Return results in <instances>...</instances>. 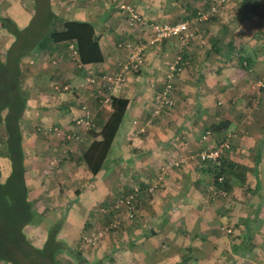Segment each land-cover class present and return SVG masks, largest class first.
I'll use <instances>...</instances> for the list:
<instances>
[{
	"label": "crops",
	"instance_id": "obj_1",
	"mask_svg": "<svg viewBox=\"0 0 264 264\" xmlns=\"http://www.w3.org/2000/svg\"><path fill=\"white\" fill-rule=\"evenodd\" d=\"M123 2L140 12L145 23L130 26L127 11L120 7ZM216 2L50 0L59 17L85 21L93 28L92 34L82 36L86 63L82 68L76 65L69 54L68 41L50 55L41 52V47L21 57L26 107L20 127L23 136L26 131H34L22 137L24 176L38 216L46 208L54 211L61 206L67 210L58 236L68 245L73 244L78 240L76 233L98 220L93 214L97 204L115 197L120 185L137 188L135 219H125L118 230L107 231L97 247L80 239L83 244L78 247L91 262L264 264V81L260 82L264 74V0H226L218 5L215 15L204 18L201 13ZM34 12V0H0V16L12 18L19 27L25 26ZM180 20H187L193 30L188 40L183 41L178 35L153 37L150 22ZM13 39L0 23V56L3 57ZM126 41L142 43L145 60L139 70L127 74L122 86L112 91L111 97L124 98L127 103L101 168L93 174L80 150V155H69L63 160L64 155L59 156L57 161L51 155H43L42 140H46V146L65 145L67 155L71 149L66 134L69 130L78 135L77 130H82L77 145L83 150L100 138L98 131L114 107L104 103L101 94L87 86L88 70L99 74L116 67L127 54L123 45ZM177 57L180 68L173 78L175 103L151 118L152 99L164 82L168 65ZM58 82L68 88L56 90ZM83 104L93 117L88 129L75 121L83 111ZM219 123L223 126L221 134L214 129L208 140L201 139L206 129L213 130ZM40 125L68 131L63 134L64 140L52 131L48 139L36 133ZM141 126L143 131L139 130ZM226 132L230 133L226 156L238 163L240 169L243 167L247 175L245 180L242 177L243 184L250 188L242 193L251 206L243 209L251 210L248 214L253 211V216L233 218L235 223L224 226L226 233L217 234L219 223L226 224L228 214L234 211L230 209L232 205L221 206L219 199L209 197L206 188L212 179L210 170L195 155L206 143L213 144ZM113 144L115 150L111 149ZM179 155L184 158L182 164L170 168L163 181L150 190L160 165ZM0 162L6 175L10 161L4 156ZM83 180L81 190L79 181ZM237 183H232L230 189ZM71 204L82 211L80 218H76ZM222 210L225 213L220 215ZM38 216L32 225L37 223ZM53 216L56 218L49 225L60 218ZM240 222L246 223L247 232ZM31 223L24 229L35 243L36 231L32 236L26 231ZM252 225L258 227L256 231L249 229ZM46 233L47 229L41 243L35 244L41 245ZM0 264L11 263L0 260Z\"/></svg>",
	"mask_w": 264,
	"mask_h": 264
},
{
	"label": "trees",
	"instance_id": "obj_2",
	"mask_svg": "<svg viewBox=\"0 0 264 264\" xmlns=\"http://www.w3.org/2000/svg\"><path fill=\"white\" fill-rule=\"evenodd\" d=\"M34 9L33 18L21 28L10 17L0 16L1 26L14 35L3 57L0 56V144L2 146L0 155L6 156L10 161L6 175L2 173L3 165L0 162V260L11 264H63L60 255L65 252L75 264H96L89 261L79 247H71L58 236L62 217L47 227L46 238L41 245L32 242L24 229L26 224L35 221L38 211L34 201L29 197L24 176L25 152L20 118L26 107V95L21 86V57L31 50H40L41 47L43 49L41 52L50 55L62 42L75 40L80 59L86 63L82 51L84 41L82 36L93 33V28L88 22L59 17L52 10L50 0H34ZM126 103L127 100L124 98L111 97V105L114 109L98 131L100 138H95L84 150L82 147L79 148L83 160L93 174L102 166L123 117ZM116 105L119 108H116ZM221 128L223 126L219 123L213 130L219 133L222 132ZM223 135L219 136L223 137ZM201 162L206 163L209 168L215 188L229 190L232 183L244 182L238 175V163L227 158L226 155L222 157L221 165L214 163L211 165L209 161ZM220 174H223L222 179L218 178ZM209 183L206 191L211 199L216 198L215 193L208 191ZM137 195L138 192L134 199L136 206ZM108 203L110 202H102L96 206L103 221L101 226L109 220L111 214L99 208ZM136 215L131 220L135 219ZM122 223L123 221L115 230H118Z\"/></svg>",
	"mask_w": 264,
	"mask_h": 264
},
{
	"label": "built area",
	"instance_id": "obj_3",
	"mask_svg": "<svg viewBox=\"0 0 264 264\" xmlns=\"http://www.w3.org/2000/svg\"><path fill=\"white\" fill-rule=\"evenodd\" d=\"M226 0H217L216 4L210 5V7L203 11L201 14L206 17H210L217 12V7L219 4L224 3ZM120 7L127 11V21L130 26H135L137 24H144L145 19L140 12H138L133 6L128 3H121ZM150 26L153 30V37L156 39H161L167 36L178 35L183 41L188 40L193 35V30L189 28V23L187 20H180L176 22L169 21H152ZM127 49V54L124 58L116 63L110 71L102 72L96 74L90 69V73L87 76L86 83L90 88L99 92L101 94V100L106 103H111L112 91L120 86L126 81L127 74L131 71L139 70L145 60V54L143 50V44L138 41H126L123 44ZM68 49L72 59L75 61L78 67H83L84 63L81 61L79 56V51L77 48V42L75 40L68 41ZM180 57L177 60L170 63L166 69L165 79L161 88L157 91L152 99V109L151 118L157 117L161 114L163 109L171 107L175 103V98L173 94L174 85L173 78L177 70L180 68ZM264 74L260 78V82L263 83ZM65 89L68 88L66 84H61ZM58 87V84H56ZM83 111L80 115L75 118L76 124L83 125L88 129L93 121L92 114L87 108L86 104L82 105ZM140 131L144 130V127L139 128ZM213 135V131L206 129L202 135L201 139H206ZM77 138L78 133L72 131L71 134H67V138ZM230 148V136L229 134L223 135V137H218L213 144H205L202 149L196 153V159L201 161H209L211 165H221L222 157L226 155V151ZM184 158L179 155L176 158L173 157L166 160L160 165L159 173L157 174L156 181L151 185L150 190L154 189L163 181V177L168 173L169 169L172 167H177L182 164ZM219 179L223 178V174H220ZM208 191L215 193L217 196H225L227 194L226 189L215 188L213 181L208 185ZM137 193V188L134 187L129 193L120 195L114 201L103 205L99 210L110 213L111 216L109 220L102 226L101 229L92 231L90 233L84 234L82 236L83 242L88 244H95L106 231L115 230L118 225L124 219H132L137 213V206L134 203L135 195Z\"/></svg>",
	"mask_w": 264,
	"mask_h": 264
},
{
	"label": "rangeland",
	"instance_id": "obj_4",
	"mask_svg": "<svg viewBox=\"0 0 264 264\" xmlns=\"http://www.w3.org/2000/svg\"><path fill=\"white\" fill-rule=\"evenodd\" d=\"M35 10V9H34ZM205 11V10H204ZM218 11V10H217ZM33 18V17H32ZM12 19V18H11ZM13 20V19H12ZM31 20V19H30ZM30 22V21H29ZM28 22V23H29ZM27 23V24H28ZM26 24V25H27ZM25 25V26H26ZM24 27V26H23ZM19 28H21V27H19ZM11 33V32H10ZM12 34V33H11ZM13 35V34H12ZM13 37H14V35H13ZM32 52V50L31 51H29V53H31ZM28 53V54H29ZM69 54H70V51H69ZM62 84V83H61ZM63 88L64 87H62L61 85H60V83L58 82V87H56V90H58V91H61V90H63ZM65 89V88H64ZM57 105H59V103H57ZM60 117H62V114H60L59 115ZM40 129H37V131H36V133L38 132V134L39 135H43V136H45L46 135V137L49 139V138H51V135H52V132L54 133V134H56V135H58L57 137H59V136H61L62 137V139H63V134L65 135V132H67V131H64L63 129H61L60 127H57V126H51V127H47V126H41L40 125V127H39ZM214 128V127H213ZM212 130V129H211ZM52 131V132H51ZM212 131H214V130H212ZM31 132H34L33 130L31 131H26V133H25V135L23 136V133H22V137H26V135H29ZM41 132V133H40ZM77 132H79L80 134H79V136L81 135V133H82V130H77ZM71 134L72 133V131L70 132V130L66 133V134ZM225 134H227V132L225 133ZM229 136H230V133H229ZM80 139H81V136H80ZM118 139H119V137L117 138V141H118ZM64 140V139H63ZM70 141H71V144H70V148L71 149H69V153L66 155V153H67V148L65 147V145L62 147V145H58V144H54L55 146H46L47 144H46V140H42L43 141V146H42V154L43 155H51L50 157L51 158H56L54 161H57V158L60 156H63V158H62V160L63 159H67V157L70 155H72V156H76V155H80V151H79V147H78V145H77V141L79 140V137H77V138H70L69 139ZM47 141H49L50 142V140H47ZM51 145V144H50ZM116 145L115 144H113L112 145V150H115L116 149V147H115ZM2 146H1V144H0V148H1ZM229 149V148H228ZM46 150H48V151H46ZM53 156V157H52ZM56 156V157H55ZM71 156V157H72ZM0 157H1V161H3V159H4V156L2 155H0ZM70 157V158H71ZM61 160V161H62ZM1 165H3V162H2V164ZM239 165V164H238ZM122 168V167H121ZM121 170V169H120ZM122 171H124L123 169L121 170V172ZM238 175H239V178L240 179H242V177L244 178L245 176H247V175H245V171L243 170V167H241V169L238 167ZM244 180H245V178H244ZM244 183V182H243ZM243 183H237L236 184V187H234L233 189H229V190H227V194L225 195V196H217L216 197V199H219V201H221V206H222V203H223V205H224V203H228L229 205H232V207H230V209L231 210H233L234 212L232 213V214H228V216L230 217V219H226L227 221H226V224H224L223 222L222 223H219V227H218V230H217V234H224V233H226V231H225V228H226V226H228V225H230V222H232V219L234 218V219H242V218H247L248 217V215H249V217L250 216H253V211H252V213L251 214H248V213H250V211L251 210H245L246 212H244V209H243V206H251V204H250V201H245V199L247 198V197H244L245 195L242 193L243 192V190L245 191V190H248V191H250V188L249 187H247V186H245ZM241 184H243V185H241ZM84 185H85V181L83 180L82 181V183L79 181V188L81 189V190H83L84 189ZM71 186H74L72 183H71ZM121 186L122 185H120L119 186V190H118V192L116 193V195H114L115 197H113L112 199L110 198V195H109V198L111 199L110 201L107 199L105 202H107V201H109V202H111V201H113L115 198H117L121 193H126V192H128V191H131V190H133V186L132 185H130V187L128 188L126 185H125V187H123V188H121ZM231 188V187H230ZM238 192H240V193H242V194H238ZM73 195H74V193H73ZM250 196V198H253L254 199V196H252V195H249ZM105 202H103V203H105ZM76 204H71V208H73V209H75V216H76V218H80L81 216H82V211L81 210H76ZM239 207H240V209H239ZM56 210V211H55ZM55 210L53 211V210H50V209H48V208H46V209H42L41 210V214L38 216V221H37V223L36 224H33L32 225V223L29 225V227H27L26 228V231H27V233L29 234V235H33V233L36 231V236H34L33 237V239L35 240V243H37V242H39V243H41V241H42V238H43V236H44V233L46 232V229H47V226L49 225V223L52 221V220H54L55 218H56V216H53V214L54 215H57V216H59L60 215V218L62 217V215H63V217L61 218V220H62V222H63V219L64 218H66V216H67V214H68V211L67 210H63V209H61V206H59V208H56L55 207ZM237 210V211H236ZM94 215H95V217H96V219H98V220H96V221H93L92 223H93V226H92V223L90 222L89 223V226L88 227H86L84 230H81L79 233H76L75 234V237H76V235H78L77 237H78V240L75 242V243H73V244H69L71 247H78V246H80L81 245V243H80V239H82V236L84 235V234H87V233H90V232H92V231H96V230H99V229H101L102 228V224H103V221H101V220H99L100 219V216H99V212H98V208L95 206V209H94ZM240 212H241V214H240ZM61 213V214H60ZM222 213L224 214L225 212L222 210V212H220V215H222ZM97 215V216H96ZM256 215H259L261 218H262V216H261V214H259V212H257L256 213ZM128 220H131V219H128ZM56 221V220H55ZM123 222L124 221H126V220H122ZM101 223V224H99V223ZM232 223H235V222H232ZM62 224V223H61ZM99 224V225H98ZM223 226V227H221L220 228V226ZM239 225H243V226H245L246 227V232H247V225H246V223H242V222H240L239 223ZM224 226H225V228H224ZM253 227H249V229H251L252 228V230H254V231H256L257 230V226H254V225H252ZM239 228H240V226H238ZM232 228H234V226H232ZM77 232V231H76ZM231 232H233V231H231ZM231 232H229V233H231ZM261 232V231H260ZM260 232H258L260 235H261V233ZM106 233H108L107 231L106 232H104L103 234H102V236H101V238L103 237V235H105ZM248 234L249 235H253V233H249L248 232ZM31 235V236H32ZM81 237V238H80ZM100 240V239H99ZM99 240L95 243V244H89L91 247H97L98 246V243H99ZM83 241V240H82ZM72 242H74V240H72ZM67 243V242H66ZM83 244V243H82ZM173 246H175V244L173 243L172 244ZM82 246H84V245H82ZM82 249V248H81ZM82 250H86V248L84 249H82ZM86 254H87V252H86ZM60 258H61V260L64 262L63 264H75V263H73L71 260H70V257H69V255H67L65 252L64 253H61V255H60ZM251 260H255V258H251ZM197 262H200V261H197ZM263 262V259L261 260V263ZM201 263V262H200ZM201 264H203V263H201Z\"/></svg>",
	"mask_w": 264,
	"mask_h": 264
}]
</instances>
